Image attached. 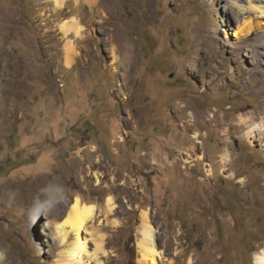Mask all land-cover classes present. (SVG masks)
<instances>
[{
  "label": "rangeland",
  "instance_id": "rangeland-1",
  "mask_svg": "<svg viewBox=\"0 0 264 264\" xmlns=\"http://www.w3.org/2000/svg\"><path fill=\"white\" fill-rule=\"evenodd\" d=\"M232 2L0 0V100L16 119L0 114L5 264L56 262L59 244L43 225L62 220L76 197L97 209L82 233L83 264H139L143 213L156 264H255L264 137L244 139L240 117L264 122V70L244 48L236 56L225 46L239 20ZM73 18L82 31L65 35L61 24ZM191 56L206 80L220 74L223 83L203 86L188 73ZM178 102L190 107L176 113Z\"/></svg>",
  "mask_w": 264,
  "mask_h": 264
},
{
  "label": "bare ground",
  "instance_id": "bare-ground-1",
  "mask_svg": "<svg viewBox=\"0 0 264 264\" xmlns=\"http://www.w3.org/2000/svg\"><path fill=\"white\" fill-rule=\"evenodd\" d=\"M52 1L57 7H62L65 2V0H52ZM84 1L88 5H93L99 0H84ZM245 2L247 3L246 6L243 5V3ZM231 7L233 8L232 10L235 9L238 11L237 17H239V20L235 24L234 30L231 32V36H233L234 39L225 37V46L229 47L236 56L238 55L241 56L243 54V48H244V51L246 53H249L252 55L251 56V58L253 59L251 62L252 68L255 65L257 66L261 62V64L263 65L262 68L264 70V0H239V1L233 0ZM146 18H147V8L144 7V9H142L141 11L139 10L138 15H136V22L143 23L145 22ZM61 30L64 32L65 35H70V34L80 35L82 31V27L81 25L78 24L77 20L73 18V19L63 22L61 24ZM253 32H256V36L255 38L252 39V42L250 44L242 43L243 40H245ZM72 54L71 53L67 54L65 57L64 64L67 67H70L72 61L74 60L73 59L74 57L72 56ZM193 60H194L193 56H191L187 60L189 61L187 65L188 73L200 75L203 86L205 87L207 86L208 89L210 90V89L215 88L219 84V82L223 83L222 78L220 77V74H218L216 77L214 76L215 77L214 79L209 78L208 80H206V77L204 76L205 72H201L198 69H196V67L193 65ZM251 72L253 73L252 69H250V73ZM155 76L156 77H154V79L157 80V84L153 88H156L155 90L158 93H162L165 91V88L168 85L165 83L164 79H162V75H160L159 73H156ZM246 80H247L246 82L250 81V79H246ZM262 88H264V72L262 75L261 89ZM199 92L204 93L205 90L201 89V91ZM233 94L234 96H236L238 92L235 91V93ZM1 105H2V108L0 109V114H1V117L3 118V122L6 121L9 124L15 119L14 117L15 112L12 109H10L9 105L6 104V102L4 103V102H1L0 100V106ZM189 107H190V104L188 102H185L184 105L178 102L176 103L174 110L176 113H183ZM249 114L251 115V113ZM251 116L249 117L245 114L242 117H240L241 119L239 118L241 120V125L245 126V128L246 127L248 128V130L245 132L244 139L249 140L250 135H253V132H254L253 136L257 135L258 137V135H262V138H263L264 137V122L263 121L256 122L255 119ZM258 140H261L260 136ZM225 157H228V155H225ZM6 197L7 195H5L3 199L0 198V202L2 200H5ZM44 206H47V205L44 204ZM107 209L109 211L113 209L112 201L110 199L107 200ZM96 210L97 209L94 205L83 203L78 197H76L73 199L72 203L69 205L66 215L62 220L56 223H53L52 226L50 225V223H45L43 225L45 229L52 228L51 229L52 235L59 244L60 250L57 253L56 264H83L84 263V257L87 254V242L82 236V233L83 231H85V226L87 222L92 219ZM41 211H44V208L40 209L38 207V208H35V210L30 213L31 214L30 222L35 226L39 224V220H40L39 216H40ZM46 220H48V218ZM138 232H139V237H138L137 242H138L139 257H140L139 264H156L155 259L157 258L158 253L153 248L151 226L148 222L147 213H143L142 215V220L139 224ZM31 241L33 242L36 248L38 249L43 248L41 242L39 241L36 235H33V237L31 238ZM1 249L2 248L0 246V251ZM13 262L10 261L8 264H13ZM254 262L255 264H264V249L254 256ZM5 263L3 261V264Z\"/></svg>",
  "mask_w": 264,
  "mask_h": 264
},
{
  "label": "clouds",
  "instance_id": "clouds-1",
  "mask_svg": "<svg viewBox=\"0 0 264 264\" xmlns=\"http://www.w3.org/2000/svg\"><path fill=\"white\" fill-rule=\"evenodd\" d=\"M6 259V254L3 251H0V264H3V261ZM53 264H56L54 261Z\"/></svg>",
  "mask_w": 264,
  "mask_h": 264
}]
</instances>
